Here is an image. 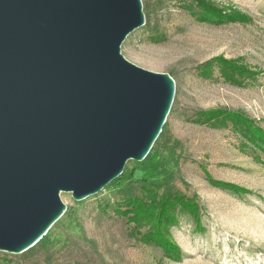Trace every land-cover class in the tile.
<instances>
[{
	"label": "rangeland",
	"instance_id": "rangeland-1",
	"mask_svg": "<svg viewBox=\"0 0 264 264\" xmlns=\"http://www.w3.org/2000/svg\"><path fill=\"white\" fill-rule=\"evenodd\" d=\"M210 1L249 19L216 23L198 18L192 0H142L145 24L121 49L131 62L174 78L163 130L143 160L127 162L120 188L110 183L81 200L63 192L65 212L44 237L23 252L0 250V264H264V151L231 125L195 121L202 110L239 109L264 127V0ZM216 56L240 58L256 74L243 85L216 67L205 76L203 65ZM146 179L199 204L200 225L183 212L170 229L181 256L142 240L116 211L143 192Z\"/></svg>",
	"mask_w": 264,
	"mask_h": 264
},
{
	"label": "water",
	"instance_id": "water-1",
	"mask_svg": "<svg viewBox=\"0 0 264 264\" xmlns=\"http://www.w3.org/2000/svg\"><path fill=\"white\" fill-rule=\"evenodd\" d=\"M142 0H0V250L36 244L76 200L143 160L176 83L122 54Z\"/></svg>",
	"mask_w": 264,
	"mask_h": 264
},
{
	"label": "trees",
	"instance_id": "trees-1",
	"mask_svg": "<svg viewBox=\"0 0 264 264\" xmlns=\"http://www.w3.org/2000/svg\"><path fill=\"white\" fill-rule=\"evenodd\" d=\"M201 9L198 18L212 22L226 20H248L249 16L241 11L228 10L216 5L210 0H192ZM204 75L209 76L208 71L213 72L215 67L221 71L222 76L235 84L243 85L247 77H254L256 71L247 66L242 59H228L224 56H216L208 60L204 65ZM196 122H207L213 126L231 125L233 129L244 135L253 147L264 151V127L246 112L239 109L211 108L198 112ZM124 182L123 174L112 181L115 188H120ZM143 192L140 195L128 197L122 203H117L116 211L122 215H128L135 224L134 232L141 234L145 242H155L161 246L170 257L181 256L179 245L171 238L170 229L179 222L183 212H190L200 225L199 204L195 198L177 191L161 192L162 184L146 179ZM219 183L218 181H214ZM220 184V183H219ZM227 186H233L231 183ZM122 206L125 209H122ZM148 227L146 232L140 231L142 227Z\"/></svg>",
	"mask_w": 264,
	"mask_h": 264
}]
</instances>
